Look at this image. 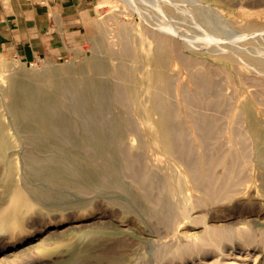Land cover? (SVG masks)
<instances>
[{
    "label": "rangeland",
    "instance_id": "rangeland-1",
    "mask_svg": "<svg viewBox=\"0 0 264 264\" xmlns=\"http://www.w3.org/2000/svg\"><path fill=\"white\" fill-rule=\"evenodd\" d=\"M40 1L7 0L9 17L39 18ZM61 3L42 32L59 27L51 45L0 46V264H264V0ZM53 69L68 89L43 86ZM15 81L45 91V119L65 122L73 144L54 125L13 119ZM160 120L184 160L163 152ZM113 130L100 150L95 133Z\"/></svg>",
    "mask_w": 264,
    "mask_h": 264
},
{
    "label": "bare ground",
    "instance_id": "bare-ground-1",
    "mask_svg": "<svg viewBox=\"0 0 264 264\" xmlns=\"http://www.w3.org/2000/svg\"><path fill=\"white\" fill-rule=\"evenodd\" d=\"M100 19V18H99ZM149 23V22H148ZM161 25V24H160ZM157 26V25H156ZM153 28V27H152ZM243 32V31H242ZM159 37V36H158ZM174 37V36H173ZM256 37V36H255ZM177 38V37H176ZM179 39V38H178ZM256 39H258V37L256 38ZM170 41H173V40H170ZM179 41V40H178ZM181 42V41H180ZM180 42H174L175 43V46H176V49H177V47H178V45L176 44V43H179L180 44ZM206 42V41H205ZM230 42V41H229ZM174 43H172V44H174ZM203 43V42H202ZM231 43V42H230ZM205 44V43H204ZM225 44V43H224ZM234 44V43H233ZM127 45V44H126ZM171 45V44H170ZM181 45V44H180ZM188 45H190V44H188ZM228 45V44H227ZM230 45V44H229ZM175 46L173 45V47L175 48ZM213 46V45H212ZM216 46V45H215ZM194 47V46H193ZM232 47V46H231ZM236 47V46H235ZM173 48V49H174ZM213 48V47H212ZM227 48V47H226ZM218 50H221V49H218ZM232 50V49H231ZM154 51V57H153V59L155 60V63H156V65L158 66V69L159 70H161L162 69V63L164 62V59H165V57H167V54H168V49H166V44H165V42L163 41V40H158V43H155V49L153 50ZM175 51V50H174ZM214 51V50H213ZM239 52V51H238ZM244 52V51H243ZM246 52V51H245ZM173 53V52H172ZM177 53H178V51H177ZM237 53V52H236ZM249 53V52H248ZM256 53V52H255ZM181 55V54H180ZM180 55H176L175 57H177V56H179V57H181ZM259 55V54H258ZM257 55V56H258ZM239 56V55H238ZM256 56V57H257ZM152 57V56H151ZM240 57H241V55H240ZM259 57H260V55H259ZM259 57H257V58H259ZM263 57V56H262ZM169 58V60H170V57H168ZM257 58L255 59V57H254V61H256L257 60ZM244 59V58H243ZM259 60V59H258ZM251 61V60H250ZM99 62V61H98ZM168 62V61H167ZM252 62V61H251ZM250 62V63H251ZM258 62H260V61H258ZM261 62H263V61H261ZM169 63V62H168ZM171 65V64H170ZM95 67V70H97V71H102L103 72V70H104V67L102 66V65H94ZM55 67V66H54ZM170 67V66H169ZM53 68V67H52ZM132 68V67H131ZM130 68V70H132ZM134 68V67H133ZM256 68V67H255ZM66 70H68V68H65ZM258 69V68H257ZM262 70V69H261ZM56 72H57V70L56 69H53V70H50L49 72H48V79H49V82H45V84H43V86H51L52 88H55V89H61V90H66V88L67 87H69L68 86V84L71 82V80H69L70 82L69 83H67V82H64V81H59V80H56L55 78H54V75L56 74ZM205 72V71H204ZM70 73V72H69ZM255 73V72H254ZM164 74V73H163ZM44 75V74H43ZM130 75V73L128 72V71H126V73L123 75L122 74V77H123V81L125 82V83H123L122 85H123V87H127V81H128V76ZM151 75V74H150ZM149 75V76H150ZM46 76V75H45ZM57 76V75H56ZM197 76L199 77V75L197 74ZM197 76H195V77H197ZM201 76H202V73H201ZM206 76V75H205ZM192 77V76H191ZM194 77V78H195ZM44 78H46L47 79V77H44ZM63 78V77H62ZM201 78V77H200ZM197 79L198 78H196V81H197ZM61 80V79H60ZM132 80V79H131ZM135 80V79H134ZM146 80V79H145ZM148 80V79H147ZM160 80L162 81V85H163V87H166V85H168V84H166V82L164 81V79H163V76H162V74H161V76H160ZM200 80V79H199ZM202 80H203V78H202ZM201 80V81H202ZM206 80H208L207 78L205 79V82L207 83L208 81H206ZM74 81V80H73ZM81 81V80H80ZM133 81V80H132ZM86 82V81H85ZM204 82V83H205ZM84 83V82H83ZM82 83V84H83ZM151 83H153V82H151ZM150 83V86H154V84H151ZM75 84H78L77 83V80H76V83ZM134 84V83H133ZM213 84V83H212ZM80 85H81V83H80ZM89 85V84H88ZM38 86V85H37ZM82 86V85H81ZM83 86H84V84H83ZM82 86V87H83ZM95 86H96V88L95 89H97V90H99L101 87H102V83L100 82V81H96V84H95ZM130 86V85H129ZM205 86V85H204ZM72 87V86H71ZM86 87H88V86H86ZM122 87V88H123ZM131 87V86H130ZM133 87V86H132ZM131 87V88H132ZM147 87V86H146ZM201 87H202V85H201ZM75 88V87H74ZM84 88H85V86H84ZM199 88H200V85H199ZM6 89V88H5ZM68 89V88H67ZM77 89H78V87H77ZM76 89V90H77ZM94 89V90H95ZM133 89V88H132ZM131 89V90H132ZM207 89V88H206ZM46 90H47V88H46ZM60 90V91H61ZM97 90L96 91H94V92H96L97 93ZM200 90V89H199ZM203 90H205V88L203 89ZM202 90V88H201V91H203ZM119 90H116V92H118ZM206 91H209V90H206ZM3 92H4V90H3ZM100 92L102 93V91H101V89H100ZM5 93H7L8 94V100H9V102H8V104L6 105V101H5V105L7 106V109H8V111H9V113H10V115L13 117V119H15V121L16 122H18V121H24V120H26L25 122H27L28 120H33L32 122H35L36 121V123H34L35 125H38V127L40 126L43 130L44 129H47V132L46 133H50V134H52L53 132H51L52 130H49L50 129V127L52 126V125H54L55 127H57V132L59 133V134H61L64 138V141H68V142H71L72 144L74 143L73 142V140H71L70 138H69V135H70V132L67 130V124L65 123V122H53V124L46 118L45 119V116L46 115H52L53 114V112H54V110L52 109V105H51V101H50V99L48 98V96H47V98H45L44 96H42V94L43 93H45V91L44 90H42V88L41 87H36V85L35 86H33V85H31V84H24V83H21V82H18V81H15V82H11L10 83V85H9V88L7 89V91H5ZM78 93H81V92H78ZM119 93H120V91H119ZM130 93H131V91H130ZM203 93H205V91H203ZM87 94V93H86ZM208 94V93H207ZM207 94H205L204 95V97L207 95ZM91 95V94H90ZM119 95V94H118ZM131 95V94H130ZM129 95V96H130ZM102 96H103V94H102ZM101 95H100V97H102ZM123 96V95H122ZM208 96V95H207ZM206 96V97H207ZM92 97V96H91ZM96 97V96H95ZM119 97V96H118ZM204 97H203V99H204ZM3 98V97H2ZM52 98V97H51ZM103 98V97H102ZM101 98V99H102ZM131 98V97H130ZM152 98H154V95H152ZM97 99V98H96ZM192 100V99H191ZM206 100H207V98H206ZM94 101V100H93ZM195 101V100H194ZM251 101V100H250ZM97 102H98V100H97ZM97 102H95V103H97ZM126 102V101H125ZM196 102V101H195ZM215 102V101H214ZM213 102V103H214ZM77 103H79V104H81L82 103V101H79V102H77ZM84 103V102H83ZM82 103V104H83ZM209 103V102H208ZM81 104V105H82ZM86 104V103H85ZM98 104H99V106H98V111H99V113H100V115L99 116H101V117H103L104 115H105V110H107V109H105V107L106 108H108L107 106H104V104H103V102L102 101H100V99H99V102H98ZM213 105V104H212ZM214 105H215V103H214ZM72 106V105H71ZM208 106V105H207ZM215 106H218L217 104L215 105ZM76 107V106H75ZM84 107H85V105H84ZM92 107H94L93 105H92ZM214 107V106H213ZM71 109L73 108V106L72 107H70ZM86 109H87V107H86ZM172 109V108H171ZM76 110V109H75ZM200 110V109H199ZM244 110H245V108H244ZM74 111V110H73ZM83 111V110H82ZM172 111V110H171ZM170 111V112H171ZM174 111V110H173ZM201 111V110H200ZM78 112V111H77ZM87 112H88V110H87ZM246 112V111H245ZM79 113H80V111H79ZM175 113V112H174ZM163 114V113H162ZM108 115V114H107ZM111 115V114H110ZM197 115V114H196ZM200 115H202L201 113H200ZM246 115V114H245ZM96 116V115H95ZM198 116V115H197ZM203 116V115H202ZM200 117V116H199ZM199 117H195V118H199ZM213 117V116H212ZM83 118V117H82ZM249 118V117H248ZM87 119V118H86ZM96 119V118H95ZM201 120H202V118H200ZM205 119V118H204ZM204 119H203V121H204ZM251 119V118H250ZM249 119V120H250ZM104 120V119H103ZM144 120V119H143ZM198 120V119H197ZM200 120V121H201ZM209 120H211V119H209ZM116 121V120H115ZM120 122V121H119ZM206 122V121H205ZM29 123V122H28ZM30 123H31V121H30ZM207 123V122H206ZM202 124V123H201ZM132 125V124H131ZM158 125V124H157ZM170 125V124H169ZM198 125H200V124H198ZM203 125V124H202ZM127 126H130V124L129 125H127ZM180 126V125H179ZM159 131H157V133L156 134H154L155 136H156V138L162 143V146H163V152H165L166 154H172V153H174V150H176V151H178V153L179 154H182V153H185V151H187V150H185L186 149V147L184 148V146H183V144H182V146H180L179 145V140L177 139H173V137L170 139L169 138V136H168V132H169V130L170 131H172V129H170V127L168 126V124L165 122V120H160L159 121ZM116 128V127H115ZM131 128V127H130ZM180 129V128H179ZM86 130H88L87 128H86ZM90 130V129H89ZM88 130V131H89ZM202 130V129H201ZM90 132V131H89ZM89 132H88V134H89ZM174 132V131H173ZM87 133V132H86ZM176 133H178V132H176ZM179 134V133H178ZM213 134V133H212ZM94 135V134H93ZM117 135H118V133L116 132V131H110L109 133H107V136L109 137V138H105V136L103 135V134H100V133H95V136H97V140L101 143V146L102 147H100V150H102L103 149V145L105 144V143H107V142H110L112 139H114L115 137H117ZM171 135H174V134H172L171 133ZM170 135V136H171ZM208 135V133L206 134V136ZM90 136V135H89ZM179 135H177V136H175V137H178ZM152 138H153V135L151 136ZM180 137V136H179ZM181 137H182V135H181ZM202 138L203 137H201L200 139L202 140ZM75 139V138H74ZM156 139V140H157ZM76 140V139H75ZM155 140V141H156ZM204 141V140H203ZM33 142H35L36 143V141H33ZM76 142H78V141H76ZM33 144V143H32ZM140 144V143H139ZM98 145V144H97ZM100 145V144H99ZM113 145V144H112ZM75 147H76V145H74ZM127 146H125V148H126ZM188 147V146H187ZM124 148V149H125ZM15 149V148H14ZM119 149V148H118ZM188 149V148H187ZM189 150V149H188ZM120 151V150H119ZM124 151V150H123ZM140 151V150H139ZM78 152V151H77ZM103 152V151H102ZM125 153V152H124ZM133 153H134V151H133ZM141 153H142V151H141ZM67 154V153H66ZM104 154V153H103ZM126 154V153H125ZM136 154V153H135ZM134 154V155H135ZM186 154V153H185ZM183 155V154H182ZM181 155V156H182ZM2 156V155H1ZM180 156V155H179ZM184 157H183V159H182V157H181V159L182 160H184V158H185V155H183ZM39 157V156H38ZM53 157V156H52ZM56 157V156H55ZM58 157H59V155H58ZM136 157H139V156H136ZM41 158V157H40ZM54 158V157H53ZM69 158V157H68ZM205 157H203V159H204ZM34 159H35V157H34ZM62 159V158H61ZM138 158H136V160H137ZM141 158L139 157V159L138 160H140ZM179 159H180V157H179ZM44 160V159H43ZM142 160V159H141ZM141 160H140V162H141ZM186 160V159H185ZM205 160V159H204ZM61 161H63V160H61ZM190 161V160H189ZM192 161V160H191ZM35 162V161H34ZM183 162V161H182ZM206 162V161H205ZM58 163V162H57ZM185 163H186V161H185ZM190 163V162H189ZM192 163H193V161H192ZM192 163H190V164H192ZM187 164V163H186ZM140 165H142L143 166V163L142 164H140ZM132 166V165H131ZM130 166V167H131ZM64 167H66V166H64ZM192 167V166H191ZM194 167V166H193ZM78 169V168H77ZM131 169V168H130ZM141 169H144L143 167H141ZM194 169V168H193ZM53 170V169H52ZM58 171V170H57ZM135 171V170H134ZM61 173V172H60ZM53 174H55L54 172H53ZM138 174V173H137ZM51 175V174H50ZM141 175V174H140ZM61 176H62V174H61ZM55 177H56V175H55ZM63 177V176H62ZM141 177V176H140ZM93 178V177H92ZM136 178V177H135ZM137 179V178H136ZM109 182L110 183H114L115 181L114 180H109ZM140 182V181H139ZM142 182V181H141ZM94 184V183H93ZM103 184V183H102ZM141 184V183H140ZM147 185V184H146ZM143 186H145V185H143ZM156 201V200H155ZM18 214H19V210H18V208H13V210H12V215L13 216H18Z\"/></svg>",
    "mask_w": 264,
    "mask_h": 264
},
{
    "label": "crops",
    "instance_id": "crops-1",
    "mask_svg": "<svg viewBox=\"0 0 264 264\" xmlns=\"http://www.w3.org/2000/svg\"><path fill=\"white\" fill-rule=\"evenodd\" d=\"M45 3L56 6V12L53 11L54 9L52 10V5H46ZM59 3L60 0H41L37 10H35V14H38L39 18L35 15L36 17L28 19L27 17L23 16L25 13L24 9L20 10L17 15H13V12L11 11L12 18H10L7 0H0V46H4L8 50L10 48H15L17 51H19V48L24 45L21 44L22 39L27 40V46L29 47H42L51 45L50 42L54 39H57L56 37L58 36L57 32L59 31V27L56 30V34H52L51 36H44L42 32H49L48 25L51 24L52 19L49 17L47 18V14L49 15L50 11L51 13L54 12V14L58 16L66 9V7H68L65 6V4ZM42 4L46 6H43ZM22 30L24 32H31L26 33L25 35L27 37L25 38L21 33L23 32ZM11 32H17L16 35L13 34L14 37L17 38V41L15 39V41L13 40Z\"/></svg>",
    "mask_w": 264,
    "mask_h": 264
}]
</instances>
